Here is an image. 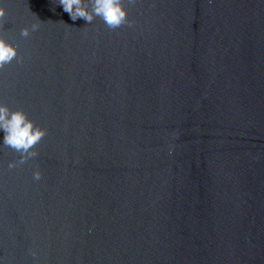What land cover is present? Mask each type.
<instances>
[{"label":"water","instance_id":"obj_1","mask_svg":"<svg viewBox=\"0 0 264 264\" xmlns=\"http://www.w3.org/2000/svg\"><path fill=\"white\" fill-rule=\"evenodd\" d=\"M0 6V103L47 130L12 169L0 131V264H264V0Z\"/></svg>","mask_w":264,"mask_h":264},{"label":"clouds","instance_id":"obj_2","mask_svg":"<svg viewBox=\"0 0 264 264\" xmlns=\"http://www.w3.org/2000/svg\"><path fill=\"white\" fill-rule=\"evenodd\" d=\"M57 2L72 21L82 18L89 24L98 17L110 30L130 24L124 0H57ZM128 2L132 3L133 0ZM5 21L6 12L4 7L0 6V26H3ZM38 27L39 23H33L31 30L35 31ZM20 34L24 37L29 36V28H22ZM14 59L19 62L16 46L0 36V69H4ZM0 131L3 132V146L19 154L18 160L9 161V169L23 165L28 159L36 157L38 155L36 145L47 133L45 128L35 125L23 109L11 110L3 103H0ZM33 178L41 179L39 169L34 171Z\"/></svg>","mask_w":264,"mask_h":264}]
</instances>
